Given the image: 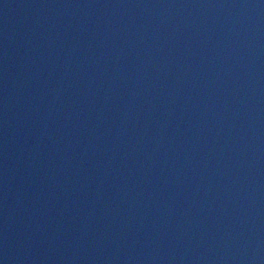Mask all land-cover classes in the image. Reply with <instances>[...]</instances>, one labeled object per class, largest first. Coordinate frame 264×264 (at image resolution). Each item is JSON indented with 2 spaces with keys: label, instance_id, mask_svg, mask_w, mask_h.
I'll return each mask as SVG.
<instances>
[{
  "label": "water",
  "instance_id": "95a60500",
  "mask_svg": "<svg viewBox=\"0 0 264 264\" xmlns=\"http://www.w3.org/2000/svg\"><path fill=\"white\" fill-rule=\"evenodd\" d=\"M0 264H264V0H0Z\"/></svg>",
  "mask_w": 264,
  "mask_h": 264
}]
</instances>
